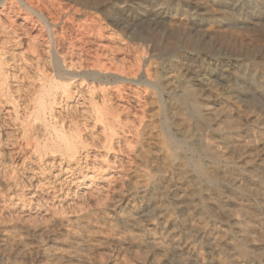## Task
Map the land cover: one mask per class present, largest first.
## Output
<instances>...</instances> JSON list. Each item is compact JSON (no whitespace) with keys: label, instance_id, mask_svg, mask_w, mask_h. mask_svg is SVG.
<instances>
[{"label":"rangeland","instance_id":"1","mask_svg":"<svg viewBox=\"0 0 264 264\" xmlns=\"http://www.w3.org/2000/svg\"><path fill=\"white\" fill-rule=\"evenodd\" d=\"M11 1L0 0V2H2L0 4V8L5 9L6 13H3V14L6 15L8 12H10L12 14V15L10 13L7 14L9 19L11 17L14 18V16L15 17L17 16L16 18H17V22H18L17 24L18 25H19V23H23V22L24 23L28 22L27 25H29V27H31L33 25L32 28L34 29V31L36 33L34 35L41 36L40 37V40H41L40 49H42L41 52L44 51L42 53L43 54L42 57L44 58V65H42L43 67L41 66V68L45 70V73H44V70H42V69H41L42 71L41 70L37 71L34 66L31 67L32 62L30 59L32 58L31 56L33 53V52H30L32 49L31 46H29L26 43H23V45L22 44L19 45V44H17L16 39L13 38L14 42L11 41V43L8 44L7 49L5 51L6 52L5 64H4V67H6V68H4L5 72L3 71V74H1V76H0V89H1V87L3 88V89H1V93H0V101H1L0 107L3 108L2 111L0 110V123L2 122L0 124V126H1V128H0V140L2 142V144L0 143V148H1L0 149V160H1L0 161V171H1L0 172V178H1L0 179V187H1L0 188V190H1L0 191V200H1L0 201L1 202L0 208L2 210V211L0 210V231L4 232V230H8L11 228L12 225L18 223L17 232L14 233L15 234L14 240L22 241L24 246L23 247L17 246V244L10 246L11 251L17 256L16 263L17 264H29V263L30 264H34V263L35 264H52V263L55 264L53 257L46 256L45 253L51 254L53 251L56 250V248H57L56 242H59L62 240L63 231L60 227L53 225V223L51 221L52 219L46 218L45 214L49 211L50 208H56V209L58 208V210L61 209L59 215H66L67 217H70V218H73L71 214H73V216H78L80 214V212H79V210H80L79 208H81L80 203L79 204L77 203L78 205L76 204L78 207L76 205L75 206L74 205L68 206V203H70V197H72V194H69L67 187L69 188L70 186H68V184H71V183L70 182L69 183L64 182L62 186H59L57 189L54 188V186L56 185V181L53 178L52 174L55 173V171H53V170L50 171L49 168H51V167L49 166V164L51 165L50 162L53 161V159L56 158L58 160L59 158H58V156H55L54 153H51L50 151L46 153L44 150V146L46 145V142H47V144H53L55 142V140L58 139L57 138V131L65 129V128H66L65 130H67V128H68L67 125L69 124V126H75L76 125L75 127H77L78 131L81 132V134L79 133L78 141H81V142L83 141L86 144L84 151H82L81 156H79L80 158H82L81 162L84 163L83 165H86V164L92 165V163H95V164H93L94 166L95 165L99 166V167H101V166L107 167L108 166L107 169L110 167L108 170H109V172H111V170H112L111 173H112V175H114L113 180L115 181V183L113 181L112 182L113 185H111L109 187H106L107 184H105V182L100 180L101 178H96L95 187L98 188V189H96V190H98V193L96 196H98L99 200L95 201V202L92 200L91 203H89V202L85 203L84 205H82V207L84 208L85 211L86 210L87 211L88 210L94 211V213L99 218L104 216L107 223L101 224V228H99V230L101 232L103 231L104 233H106V232L108 233V231H109V234H111V235L113 234L115 237H119V238L124 237L125 242L123 241L124 244L122 245V248L124 247L125 249L123 248L122 249L123 251H122L120 248H118L116 246L117 244L115 245V242L112 245H110L111 247L107 248V250L102 249L101 247H97L96 250L94 251V254L92 255V262L94 264H104V263L105 264H114V261L116 260L115 258H117L118 259L117 263H120V264L124 263V261L126 263H131V264H135V263L150 264L148 261H146V262L144 261V258L147 256V253H146L147 251L142 250L143 248H140L139 246H137V240H134V239L132 240V238L138 237L140 239H145L147 241L149 239V237L152 235L160 237V238L166 237L165 230H164L165 228L163 227V224H162V222L164 221V217L162 215L163 207L158 206V203H157L158 198L157 197H158V193L161 192L160 190H162L168 186L169 181L173 177V174H172L173 172H172V169H170V167H171L170 165H168L166 167L164 166V167H162L163 169L160 168L158 170V168L155 167L156 163L152 162V164L148 163L149 164L148 165L147 163H145L143 161V159L140 161L141 157H140V155H138V152H137L138 141H139V138H138L139 135H137V134L139 133L140 130L142 131V129H144V127H146V126H149V128L156 127V130L158 129L160 131V135L162 134L163 137L167 136V137H170V138H173L176 140V146L174 147L175 148L174 150H177V151H175V152H178V154H183V155L185 154V156L188 157L189 162H192L198 158L197 153H195L193 150V146H195V144L197 143L195 141V139L203 138V137H206L207 135L211 134L212 128L210 126H205V125L201 126L200 123L196 121L197 118L194 117L193 120L195 121V123L198 124V128H200V129H198L199 131L197 132L198 136H196L195 138H188V140L186 139L185 141H183L181 139V138H183V136L180 133H178L177 129L175 130L176 126H174V123H172L173 120L171 121V119H170L171 118V116H170L171 115V113H170L171 109L169 106H173L172 108H176V107L179 108L180 107V109L183 108L182 110H185V111L188 110L187 112L190 111L189 110L190 109L189 103H185V101H183L182 97H180V92H179L181 86H184L185 84L187 86H189L190 88L192 87V89L195 88L194 81H192L190 79V76L188 75V73L185 72V67L187 65H190V66L192 65L191 66L192 70H194L196 73H199V74L203 73L204 74V72H205L204 75H205L206 79H208V83H209L210 87L213 89V91L216 94H219L223 97L226 96L225 98L228 100V102L230 104L232 103L231 104L232 107L244 109L248 113H250L251 115L253 114L255 117L259 118L261 120V122L264 123V0H52L53 2L51 0L48 2H47V0H45V1L44 0H42V1L36 0L38 2H35V0H26V1L33 2V4L35 6L38 5L37 6L38 8L36 7L37 9H40L42 11H46V12L42 13L43 19L40 17H37V14H35V13H28L26 7H24L21 4L20 0H16V1L11 0ZM16 2L19 5L16 4ZM46 3H47V6L50 4L52 6V9L49 8V6L47 7ZM9 5H12V6H9ZM42 8H44V9H42ZM48 8H49V10H48ZM12 10H13V13H12ZM66 10H67V12H66ZM69 11H70V13H69ZM18 12H19V14H18ZM55 13H56V15H55ZM49 16H51V17H49ZM47 17H48V19H46ZM2 18H4V17H2ZM47 20L48 21L50 20V21L47 23ZM70 21H71V25L69 27L68 23H70ZM34 22H36V23H34ZM7 25H8V23H6V30L10 31V28L8 29ZM48 26H50L52 31H50V28ZM219 27H221V28H219ZM63 28H65V29H63ZM74 28H75V30H73ZM53 29H55V30H53ZM212 29H215V30L221 29V31L224 30L223 31L224 33L221 32L219 34H214V33H212ZM181 30H183V31L181 32ZM11 31L13 33V30H11ZM53 31H54V33L55 32L56 33L58 32V33H57L56 38H55L56 41L54 40V43L52 46V40H51L52 37L50 35H52L51 32H53ZM206 32H208V33H206ZM61 33L62 34L65 33L64 34L65 36L62 35ZM60 34H61V36H60ZM12 36H15V33H13ZM239 37L244 38V39H240ZM62 39H64L66 44H67V46H66L67 48L66 49L64 48L65 51L60 46V40H62ZM45 40H47V41H45ZM85 40H86V42H85ZM42 42H43V44H42ZM50 42H51V44H50ZM49 44H50V46H52L54 53H56L55 54L56 59H58V61L61 64L66 62V64H69L71 66V69H72L73 74H74L72 76L74 78V79H72L73 81H71V80L69 81V80L65 79L66 76L64 74H60V73H63L61 71V69L55 67L54 60H53V53L52 52L50 53L48 51ZM73 44L74 45L77 44V45L74 46ZM242 44H243V46H242ZM247 44L249 46H247ZM18 45H19V47H18ZM54 45H55V47H54ZM86 45H87V47H86ZM77 46L79 48H77ZM80 46H83V47H80ZM26 47H27V49H26ZM54 48H56V49H54ZM59 48L61 49V51L59 50ZM246 48H247V50H246ZM56 50H57V52H56ZM13 52H15V53H13ZM26 52H28V53L26 54ZM59 52L60 53L62 52V53L59 54ZM245 54H246V56H245ZM17 55L18 56L20 55L19 58L20 57H22V58L19 59ZM29 55H31V56L29 57ZM15 56H17V57H15ZM26 56H28V57H26ZM62 56H64V59ZM65 57H67V58H65ZM26 58L28 59V61ZM61 58H62V60H61ZM10 59H12V60H10ZM190 60H191V63H190ZM49 61H50V63H49ZM6 62H8V63H6ZM29 63H30V65H29ZM104 63H106V64H104ZM185 64H187V65H185ZM204 65H206V66H204ZM112 66H114V67L112 68ZM63 67H66V66H63V64H62V68ZM9 69H10V71H9ZM14 69H15V71H14ZM19 69H20V72H18ZM104 69L106 71H104ZM122 70H124L125 72L122 73L123 72ZM152 70H153L154 74L152 73ZM206 70H208V71H206ZM54 71H55V73H54ZM114 71H115V74H114ZM27 72L30 73V75L27 74ZM56 72H58V73H56ZM106 72H108V73H106ZM207 72H209V73H207ZM35 73H37V74H35ZM104 73H106V74H104ZM175 73L178 76H180V79L177 80V82L174 81V87L175 88L172 91H170V90L166 89V87H167L166 86V80L174 78L175 76H177ZM22 74H23V76H22ZM34 74L36 75L35 78H34V76H35ZM49 74H51V75H49ZM158 75L159 76L161 75L160 80L157 79V78H159ZM6 76H8V78ZM43 76L45 77V79ZM101 76H102V78H101ZM93 77H95V79ZM104 77H105V79H104ZM147 77L148 78L150 77L151 79H148ZM153 77L155 79H153ZM162 77H163V79H162ZM12 78H14V79H12ZM58 78H59V80H58ZM108 78H110V80ZM21 79H23V80H21ZM118 79H119V81H117ZM4 80H5V82H4ZM40 81H41V83H40ZM54 81H55V83H54ZM115 81H117V82H115ZM15 82H17V83L15 84ZM21 82L23 83V85ZM70 82H72L71 85H70ZM154 82H156V84ZM57 83H58V85H57ZM147 83H148V85H147ZM42 84L47 89H49L51 87V85H53V84H54V86L57 85L58 88L55 87L56 89L53 92L55 96L54 95H48V96L46 95L45 99H46L47 103L49 104V106H52V107H49V109L43 115L42 118H38L37 117L38 112H36V110L39 111V107H38V98L40 97L39 94L45 93V90H43ZM74 84L76 86H74ZM159 84L161 86H159ZM98 85L100 88L98 87ZM212 85H213V87H212ZM22 86L24 88H22ZM79 86L81 87V89L84 88L85 90L84 89L81 90L79 88ZM4 88H6V89H4ZM8 88H9V90H8ZM65 88H67L70 91L69 94L67 92H65ZM224 88H226V89H224ZM230 88H231V90L232 89L233 90L231 91ZM16 89L17 90L19 89V90L17 91ZM35 89H37L38 92ZM152 89H154V90L152 91ZM77 90H80V91H77ZM217 90H219V91H217ZM102 91H106V93L109 95L108 97L110 98L111 102H113V104L111 103L113 105V108L116 107V108H114V110H116L115 113H117V114H115V117L117 116L116 119L118 121V125L116 128L117 129L119 128L118 129V131H119L118 136L116 135L114 137V139L111 140L110 143H108V146L102 147L104 149L103 150L104 153L102 152L101 146H103L105 144V142H106L105 140L107 137L110 140V137H111L110 136L111 135L110 129L103 131V128H99V127H104L105 124L101 121L94 120L95 119L94 117H96V114H97L96 113V109H97L96 106H98L99 108H102V106H103V104L101 102V97H100L101 96L100 93ZM115 91H117V92H115ZM3 92H4V94H3ZM85 92H87V93H85ZM159 92H160V94H159ZM8 93L11 95L12 98L9 96ZM14 93H15V95H14ZM25 93H27V94H25ZM19 94H21V95H19ZM231 94L233 96H230ZM236 94H237V97H236ZM238 94H240V95H238ZM118 95L119 96L121 95V96L119 97ZM156 95H157V97H156ZM18 96L19 97L21 96V97L17 98ZM31 96L34 100H31L32 99ZM9 97L11 98V100ZM59 97H62V99ZM175 97L178 99H176ZM230 97H232L233 100ZM164 98H166L167 101H166V99L163 100ZM239 98H241V99H239ZM26 99H28L30 101H28ZM57 99H59V100H57ZM24 100H26V101H24ZM52 100H53V102H52ZM60 100H61V103H60ZM122 100H124V101H122ZM143 100H145L146 102ZM98 101L100 102L101 106L99 105ZM155 101H157V102H155ZM208 101L209 100H207V102ZM239 101L241 102L240 104H239ZM14 102L16 103V105ZM27 102L29 105L27 104ZM116 102H117V104H116ZM127 102H128V104H127ZM32 103H33V105H32ZM34 103H35V105H34ZM93 103H94V105H93ZM121 103H123L124 106ZM233 105H235V106H233ZM7 106L8 107L14 106L13 111H11V112L7 111V108H8ZM55 106H56V108H55ZM121 106H122V109H121ZM128 106H132L130 109H132L134 112H132L130 109H128L129 108ZM141 106H143V107H141ZM153 106H155V107H153ZM35 107H36V109H35ZM83 107L86 108L87 110L84 109ZM24 108L27 112L24 111ZM136 108H138V109H136ZM154 108H157V111ZM50 110H52V111H50ZM138 110L140 111V113ZM69 112H70V114H69ZM152 112H154V113L152 114ZM28 113H29V115H28ZM104 113H106V112H104ZM118 113H120V114H118ZM126 113H128V115ZM57 114H58V116H57ZM13 115H15V116H13ZM69 115H71V116H69ZM120 115H121V117H120ZM64 116L68 117V119L65 118ZM103 116L107 117V114H103ZM20 117L23 120H21ZM25 117L27 119H25ZM32 117H33V119H32ZM61 117H63V118H61ZM69 117L70 118L72 117V118L70 119ZM138 118H139V120H138ZM148 118H149V120H148ZM5 119L6 120L8 119V120L6 121ZM132 120H134V122ZM76 121H78V122L76 123ZM161 121H163V122H161ZM55 122H56V124H55ZM94 122L97 123L96 127H95ZM123 122H125V123H123ZM6 123H9V124H7L8 127L5 126ZM23 123H25L26 125ZM80 123H81V125H80ZM129 123L131 125H128ZM17 124H19V125H17ZM31 124L33 127L31 126ZM124 124H125V126H124ZM161 124L162 125L164 124L165 126L164 125L162 126ZM253 125L254 124H249L250 129L255 128L259 132L261 131V130H259L258 127L253 126ZM89 127L91 128V130L88 129ZM92 127L94 128V130H92L93 129ZM121 127H122V129H121ZM131 128H133L134 130H132ZM167 128H168V132L166 130ZM4 129H6V130H4ZM19 129H21V130H19ZM15 130L18 132L16 133ZM32 130H34L35 132ZM36 130H37L38 134L36 133ZM46 130H47V132H46ZM7 131H8V133L9 132L11 133L10 134L11 137L9 136L8 133H6ZM132 131H134L136 133V136H135V133ZM169 131H170V133H169ZM209 131H210V133H209ZM123 132H124V134H123ZM3 133H5V134H3ZM25 133H27V134H25ZM204 133H207V134H204ZM36 134H37L38 138L35 137ZM97 134H99V135H97ZM129 134H131V135H129ZM12 136H15V137L12 138ZM27 136H29V137H27ZM81 136L84 138H82ZM99 136H100V138H98ZM101 136H103V137H101ZM124 136H127V137H124ZM14 138H16L17 140ZM40 138H41V140H40ZM49 138H51V139H49ZM87 138H88V140H87ZM10 139H11V141H10ZM47 139L49 142L47 141ZM92 139H94V140H92ZM101 139H103V141H101ZM4 140L5 141L7 140V141L5 142ZM36 140H38L39 142H37ZM13 141H14V143H13ZM87 141L89 143V146H87V144H88ZM96 141H97V143H96ZM112 141H114V142L112 143ZM3 142L5 144L7 143L9 145H7V144L5 145V144H3ZM35 142H37V143H35ZM91 142H92V144H91ZM23 143H26V144H23ZM93 143H95V144H93ZM125 143H127V145ZM198 143H199V141H198ZM16 144H17V146H16ZM131 144H132V146H131ZM23 145H28V146L26 147ZM93 145H95V146H93ZM120 145L122 147H120ZM42 146H43V149H42ZM184 147H186V148H184ZM21 148H22V150H21ZM33 148H35L37 150L35 151V149H33ZM131 148H133V149H131ZM2 149L4 150V152L1 151ZM8 149L10 150L9 152H8ZM113 150H116V151H113ZM123 152L124 153L127 152V154L125 155V154H123ZM4 153H6V154L4 155ZM13 153H15V154H13ZM91 153H92V155H91ZM12 154L14 156H12ZM116 154H118V155H116ZM15 155H17V156H15ZM106 155H108V156H106ZM97 156H99V157H97ZM117 156H119V157H117ZM93 157H96V158H93ZM104 157H105V159H104ZM13 158L15 160L14 162H13ZM6 159H7V162H6ZM18 159H19V161H18ZM103 159L106 161L104 162ZM34 160L36 162H34ZM124 161L127 163V165ZM17 163H19V164H17ZM40 163H42L43 165ZM136 163L137 164L139 163L138 166L136 165ZM46 164H48V166ZM24 165H26V166H24ZM124 165L126 166V168ZM1 167L4 171H2ZM31 168L33 169V171ZM190 168H191V166H190ZM144 170H145V172H143ZM30 171L33 173H31ZM165 171H166V173H165ZM12 172H14V173H12ZM123 172H124V174H123ZM155 172H157L158 174H156ZM50 173H51V176H50ZM137 173L139 174L140 180H137V182H134L135 179H133V175L135 176V174H137ZM144 173L149 174V176L147 174L145 175ZM142 174H143V177H142ZM116 175L118 178L120 177V180L116 178ZM125 175H126V178L124 177ZM156 176H157V178H155ZM169 176L171 179L169 178ZM122 177H124L125 179ZM124 180L125 181L128 180V181L125 182ZM41 181H43V182L41 183ZM122 182H123V184H122ZM134 183H136V185ZM36 184H37V186H36ZM129 184H130V186H129ZM149 185H151V186H149ZM163 185H165V187ZM84 186L73 187V190L76 189L75 191L76 192L78 191L77 192V194H78V193L83 191ZM102 186H104V188ZM115 186H116V189H115ZM132 186H134V187H132ZM144 186H147V187H144ZM140 187L142 188V190H140L141 189ZM143 187H144V189H143ZM7 188H10V189H7ZM37 188L39 189V191H41L40 189L42 188L43 192L42 193L38 192L37 193L38 196L33 197V194H34L35 190H37ZM14 189H15V191H14ZM21 190H23V191H21ZM103 190H104V192H103ZM143 190H145V191L147 190L148 192L147 191L145 192ZM151 190H152V192H150ZM31 191H32V193H31ZM127 191L129 194L127 193ZM132 191H134V192H132ZM51 192H53V194ZM130 192H131V195L133 194L132 196L130 195ZM120 193H122V194H120ZM42 195L44 197H42ZM57 197L59 199H57ZM109 197H111V198H109ZM131 197H132V199H131ZM27 199L28 200L30 199V200L28 201ZM58 200H59V203H58ZM60 200H62V202ZM2 201H3V203H2ZM125 202H127V203H125ZM46 203H47V205H46ZM51 203H53L54 205ZM128 204H129V206H128ZM59 205H60V207H59ZM110 205H112V206H110ZM157 206L160 207V210ZM16 207L18 209H16ZM66 207H67V209H66ZM86 207H88V208H86ZM103 207H105V209ZM140 207H141V209H140ZM65 209H66V211H65ZM133 209H135V210H133ZM26 211L28 212V214ZM101 211H102V213L104 211V213L102 214ZM121 211H122V213H121ZM136 211H137V213H136ZM176 211H178L175 213L177 220L179 218L180 219L183 218L184 213L181 212L182 209H176ZM23 212H25V213H23ZM5 213L7 214V216L5 215ZM123 213H125V214H123ZM24 214H26V215H24ZM156 215L158 218L156 217ZM38 216H39V218H38ZM134 216H136V217H134ZM141 216L143 218H141ZM43 217H45V218H43ZM122 218H123V220H122ZM40 219H41V221H40ZM157 219H159V220H157ZM111 220H112V223H111ZM132 220H134V223ZM50 221H51V223H50ZM108 222L110 225L108 224ZM119 223H120V225H119ZM130 223H132V224H130ZM45 226L47 227V229H50V231H49L50 233L45 234L41 231V229L46 228ZM177 226H180V225L178 224ZM50 227L52 228V230H55V231H52ZM158 227H159V229H157ZM136 228H137V230H136ZM20 229H22L23 231ZM171 229H172V227H171ZM173 229H175V227H173ZM159 231H161V232H159ZM38 232H40V233H38ZM55 239H56V241H55ZM1 241H2V239L0 237V253H1L0 254V256H1L0 264H10V263L12 264V261L7 260L6 253L3 250L4 245H3V242H1ZM131 243H133V244H131ZM95 244L97 246H100L98 244V242H95ZM126 246H128V247H126ZM23 249H25V250H23ZM130 249H131V252H129ZM126 250H127V252H126ZM138 250H139V252H138ZM107 251H108V253H107ZM109 252H110V254H109ZM141 252H143V255H141L142 254ZM130 254H132V255H130ZM204 254L208 255L206 250H204ZM34 256H36V257H34ZM133 256H135V257H133ZM138 256H140L139 259H138ZM27 257H28V259H27ZM107 257H108V259H107ZM34 258L36 259L35 261H33ZM66 264H72V263H71V261H68V263H66Z\"/></svg>","mask_w":264,"mask_h":264},{"label":"bare ground","instance_id":"2","mask_svg":"<svg viewBox=\"0 0 264 264\" xmlns=\"http://www.w3.org/2000/svg\"><path fill=\"white\" fill-rule=\"evenodd\" d=\"M3 1V0H2ZM11 1V0H9ZM16 1V0H14ZM13 1V2H14ZM42 1V0H40ZM45 1V0H44ZM50 0H47V2ZM52 1V0H51ZM12 2V1H11ZM21 4L26 7L28 13H35L37 14V17L42 18V13L46 11H42L40 9H37L38 5L35 6L33 2L26 1V0H20ZM35 2H38L35 0ZM53 2V1H52ZM2 2H0L1 4ZM13 4V3H12ZM16 4H18L16 2ZM39 4V3H38ZM3 5V4H2ZM19 5V4H18ZM7 6V5H6ZM12 6V5H9ZM8 6V7H9ZM17 6V5H16ZM47 6V3H46ZM45 6V7H46ZM49 8L52 9V6L49 4ZM47 6V7H48ZM51 6V7H50ZM15 7V6H14ZM37 7V8H36ZM56 7V6H55ZM54 7V8H55ZM12 8V7H11ZM18 8V7H17ZM16 8V9H17ZM20 8V7H19ZM48 8V10H49ZM61 8V7H60ZM44 9V8H42ZM18 10V9H17ZM63 10V9H62ZM15 11V10H14ZM23 11V10H22ZM53 11V10H52ZM26 12V11H25ZM57 12V11H56ZM67 12V10H66ZM6 13L4 8H0V76L3 74V71L5 70L4 64H5V54L6 49L9 43L13 41V38L16 39L17 44L26 43L29 46H31L32 58L30 59L32 62V66L36 68V70H41V66L44 65V58L42 57L41 52L42 49H40L41 46V36H36L34 34L35 31L27 23H19L17 24V16L14 18H10L7 16L10 12H8L6 15L3 14ZM13 13V10H12ZM48 13V12H47ZM70 13V11H69ZM11 14V13H10ZM17 14V13H16ZM15 14V15H16ZM19 14V12H18ZM50 14V13H49ZM58 14V13H57ZM12 15V14H11ZM25 15V14H24ZM23 15V16H24ZM51 15V14H50ZM56 15V13H55ZM59 15V14H58ZM57 15V16H58ZM61 15V14H60ZM34 16V15H33ZM71 16V15H70ZM4 17V18H2ZM22 17V16H21ZM26 17V16H25ZM51 17V16H49ZM54 17V16H53ZM55 18V17H54ZM57 18V17H56ZM21 19V18H20ZM27 19V18H26ZM43 19V18H42ZM48 19V17L46 18ZM50 19V18H49ZM53 19V18H52ZM51 19V20H52ZM60 19V18H59ZM19 20V19H18ZM29 20V19H28ZM58 20V19H57ZM68 20V19H67ZM172 20V19H171ZM174 20V19H173ZM36 21V20H35ZM43 21V20H42ZM45 21V20H44ZM50 21V20H49ZM47 20V23L49 22ZM66 21V20H65ZM69 21V20H68ZM20 22V21H19ZM40 22V21H39ZM67 22V21H66ZM6 23H8V29L6 30ZM33 23V22H32ZM36 23V22H34ZM178 23V22H177ZM30 24V23H29ZM39 24V23H38ZM50 24V23H49ZM54 24V23H53ZM58 24V23H57ZM61 24V23H60ZM67 24V23H66ZM69 24V27L71 25V21ZM36 25V24H35ZM74 25V24H73ZM41 26V25H40ZM51 26V25H50ZM50 26H48L50 28ZM180 26V25H179ZM42 27V26H41ZM47 27V26H46ZM54 27V26H53ZM58 27V26H57ZM61 27V26H60ZM73 27V26H72ZM182 27V26H181ZM210 27V26H209ZM62 28V27H61ZM216 28V27H215ZM221 28V27H219ZM218 28V29H219ZM65 29V28H63ZM68 29V28H67ZM178 29V28H177ZM15 33V36H12V31ZM37 30V29H36ZM55 30V29H53ZM75 30V28L73 29ZM207 30V29H206ZM38 31V30H37ZM50 31L52 29L50 28ZM183 30H181L182 32ZM224 31V30H223ZM220 30L212 29V33L219 34L223 32ZM39 32V31H38ZM45 32V31H44ZM12 33V34H11ZM41 33V32H40ZM47 33V32H46ZM52 35V46L54 43V40L56 38L57 33L54 31L51 32ZM208 33V32H206ZM210 33V32H209ZM224 33V32H223ZM62 34V33H61ZM60 34V36H61ZM65 34V33H64ZM62 34V35H64ZM228 34V33H227ZM232 34V33H231ZM47 36V35H46ZM65 36V35H64ZM241 36V35H240ZM242 37V36H241ZM244 37V36H243ZM62 38V37H61ZM240 38V37H239ZM246 38V37H245ZM59 39V38H58ZM244 39V38H240ZM69 40V39H68ZM239 40V39H238ZM247 40V39H246ZM245 40V41H246ZM47 41V40H45ZM56 41V40H55ZM67 41V40H66ZM14 42V41H13ZM68 42V41H67ZM86 42V40H85ZM91 42V41H90ZM243 42V41H242ZM78 43V42H77ZM89 43V42H88ZM43 44V42H42ZM48 44V43H47ZM46 44V45H47ZM51 44V42H50ZM48 47V51L53 53V60L54 65L57 68H60L63 73L66 76L65 79L71 80L74 79L72 76L73 71L71 69V66L69 64L62 63L56 59V53H54V50L52 46ZM18 45V47H19ZM74 45V44H73ZM77 45V44H75ZM74 45V46H75ZM80 45V44H79ZM26 46V45H25ZM43 46V45H42ZM60 46L66 49L67 44L64 39L60 40ZM237 46V45H236ZM243 46V44H242ZM247 46H249L247 44ZM55 47V45H54ZM59 47V46H58ZM83 47V46H80ZM87 47V45H86ZM98 47V46H97ZM25 48V47H24ZM57 48V47H56ZM54 48V49H56ZM77 48H79L77 46ZM11 49V48H10ZM27 49V47H26ZM30 49V48H29ZM28 49V50H29ZM17 50V49H16ZM19 50V49H18ZM25 50V49H24ZM33 50V51H32ZM45 50V49H44ZM61 51V49L59 48ZM76 50V49H75ZM74 50V51H75ZM244 50V49H243ZM247 50V48H246ZM65 51V50H64ZM68 51V50H67ZM82 51V50H81ZM104 51V50H103ZM18 52V51H17ZM23 52V51H22ZM46 52V51H45ZM48 52V53H49ZM57 52V50H56ZM72 52V51H71ZM77 52V51H76ZM107 52V51H106ZM10 53V52H9ZM15 53V52H13ZM28 52H26L27 54ZM62 53V52H61ZM59 52V54H61ZM68 53V52H67ZM105 53V52H104ZM24 54V53H23ZM30 54V53H29ZM64 54V53H63ZM103 54V53H102ZM21 55V54H20ZM19 55V56H20ZM58 55V54H57ZM67 55V54H66ZM109 55V54H108ZM18 56V55H17ZM15 56V57H17ZM18 56V58H19ZM48 56V55H47ZM61 56V55H60ZM98 56V55H97ZM246 56V54H245ZM28 57V56H26ZM46 57V56H45ZM49 57V56H48ZM64 59V56H62ZM115 57V56H114ZM22 58V57H20ZM19 58V59H20ZM24 58V57H23ZM67 58V57H65ZM74 58V57H73ZM96 58V57H95ZM129 58V57H128ZM8 59V58H7ZM27 59V58H26ZM51 59V58H50ZM71 59V58H70ZM78 59V58H77ZM97 59V58H96ZM100 59V58H99ZM112 59V58H111ZM12 60V59H10ZM62 60V58H61ZM60 60V61H61ZM74 60V59H73ZM102 60V59H101ZM113 60V59H112ZM8 61V60H7ZM28 61V59H27ZM51 61V60H50ZM49 61V63H50ZM111 61V60H110ZM199 61V60H198ZM12 62V61H11ZM103 62V61H102ZM189 62V61H188ZM201 62V61H200ZM8 63V62H6ZM28 63V62H27ZM46 63V62H45ZM52 63V62H51ZM108 63V62H107ZM110 63V62H109ZM191 63V60H190ZM47 64V63H46ZM106 64V63H104ZM188 64V63H187ZM185 64V65H187ZM195 64V63H194ZM199 64V63H198ZM201 64V63H200ZM10 65V64H9ZM13 65V64H12ZM26 65V64H25ZM30 65V63H29ZM115 65V64H114ZM132 65V64H131ZM180 65V64H179ZM182 65V64H181ZM16 66V65H15ZM23 66V65H22ZM82 66V65H81ZM98 66V65H97ZM101 66V65H100ZM178 66V65H177ZM192 66V65H191ZM190 65H187L185 67V72L188 73L190 76V79L194 81L195 88L192 89L186 84L184 86H181L180 88V97H182L183 101L185 103H189L190 105V111L187 112L185 110H182L179 108H172L173 106H169L171 111V121L174 123V126H176L175 130L177 129L178 133H180L183 138H181L183 141L188 138H195L198 136V124L195 123L193 120L194 117H196V121L200 123L201 126H210L212 128L211 134L207 135L203 138L195 139L197 142L195 146H193V150L195 153H197L198 158L192 162H189L188 157L185 156V154H178V152H175L177 150H174L176 146V140L170 137H163L162 134L160 135V131L156 127L149 126L144 127L142 131L140 130L137 135L139 138L138 141V147L137 152L138 155H140L141 159L145 163H156V168L158 170L162 167H166L170 165V169H172L173 177L170 181L167 187L163 185L165 188L160 190L161 192L158 193V206L163 207L162 215L164 217V221L162 222L163 227L165 228V234L166 237H157V236H148L149 239L146 241L145 239H140L138 237H133L132 240H137V246L140 248H143L142 250H146L147 256L144 258V261H148L150 264H264V123L261 122V120L257 117H255L253 114L251 115L246 110L241 108H234L231 106V104L228 102V100L219 95L216 94L213 89L210 87L208 83V79L205 77L204 74L196 73L194 70H192V67ZM206 66V65H204ZM255 66V65H254ZM12 67V66H11ZM18 67V66H17ZM28 67V66H27ZM43 67V66H42ZM104 67V66H103ZM114 66H112L113 68ZM122 67V66H121ZM181 67V66H180ZM202 67V66H201ZM15 68V67H14ZM34 68V69H35ZM46 68V67H45ZM74 68V67H73ZM102 68V67H101ZM116 68V67H115ZM175 68V67H174ZM8 69V68H7ZM16 69V68H15ZM14 69V71H15ZM18 69V68H17ZM49 69V68H48ZM56 69V68H55ZM81 69V68H80ZM110 69V68H109ZM121 69V68H120ZM119 69V70H120ZM137 69V68H136ZM150 69V68H149ZM152 69V68H151ZM178 69V68H177ZM194 69V68H193ZM207 69V68H206ZM213 69V68H212ZM23 70V69H22ZM26 70V69H25ZM44 70V69H42ZM41 70V71H42ZM50 70V69H49ZM174 70V69H173ZM256 70V69H255ZM10 71V69H9ZM30 71V70H29ZM56 71V70H55ZM54 71V73H55ZM102 71V70H101ZM104 71H106L104 69ZM111 71V70H110ZM124 73L125 71L122 70ZM165 71V70H164ZM179 71V70H178ZM197 71V70H196ZM208 71V70H206ZM213 71V70H212ZM5 72V71H4ZM8 72V71H7ZM20 72V69L19 71ZM25 72V71H24ZM33 72V71H32ZM35 72V71H34ZM50 72V71H49ZM94 72V71H93ZM109 72V71H108ZM106 72V73H108ZM166 72V71H165ZM164 72V73H165ZM176 72V71H175ZM201 72V71H200ZM222 72V71H221ZM23 73V72H22ZM45 73V70H44ZM58 73V72H56ZM100 73V72H99ZM104 73V74H106ZM113 73V72H112ZM153 73V70H152ZM156 73V72H155ZM174 73V72H173ZM179 73V72H178ZM181 73V72H180ZM209 73V72H207ZM26 74V73H25ZM27 74L30 75V73L27 72ZM37 74V73H35ZM34 74V75H35ZM76 74V73H75ZM97 74V73H96ZM95 74V75H96ZM115 74V71H114ZM133 74V73H132ZM154 74V73H153ZM158 74V73H157ZM163 74V73H162ZM169 74V73H168ZM176 74V73H175ZM186 74V73H185ZM5 75V74H4ZM13 75V74H12ZM51 75V74H49ZM48 75V76H49ZM94 75V76H95ZM177 75V74H176ZM11 76V75H10ZM23 76V74H22ZM27 76V75H26ZM54 76V75H53ZM64 76V77H65ZM93 76V75H92ZM91 76V77H92ZM159 76V75H158ZM161 76V75H160ZM160 76L159 79L160 80ZM164 76V75H163ZM167 76V75H166ZM171 76V75H170ZM227 76V75H226ZM8 78V76H6ZM13 77V76H12ZM15 77V76H14ZM36 75L34 76V78ZM44 77V76H43ZM97 77V76H96ZM187 77V76H186ZM208 77V76H207ZM228 77V76H227ZM5 78V77H4ZM25 78V77H24ZM33 78V79H34ZM38 78V77H37ZM36 78V79H37ZM40 78V77H39ZM51 78V77H50ZM49 78V79H50ZM77 78V77H76ZM75 78V79H76ZM95 79V77H93ZM102 78V76H101ZM148 78V77H147ZM183 78V77H182ZM14 79V78H12ZM16 79V78H15ZM45 79V77H44ZM97 79V78H96ZM105 79V77H104ZM110 80V78H108ZM123 79V78H122ZM148 79H151L150 77ZM147 79V80H148ZM153 79H155L153 77ZM163 79V77H162ZM180 79V76H175L174 78L166 80V89L172 91L174 87V81L177 82V80ZM186 79V78H185ZM219 79V78H218ZM222 79V78H221ZM23 80V79H21ZM40 80V79H39ZM38 80V81H39ZM52 80V79H51ZM59 80V78H58ZM211 80V79H210ZM227 80V79H226ZM7 81V80H6ZM17 81V80H16ZM31 81V80H30ZM79 81V80H78ZM101 81V80H100ZM119 81V79L117 80ZM115 81V82H117ZM153 81V80H152ZM5 82V80H4ZM11 82V81H10ZM20 82V81H19ZM28 82V81H27ZM95 82V81H94ZM97 82V81H96ZM146 82V81H145ZM186 82V81H185ZM17 82H15L16 84ZM22 83V82H21ZM25 83V82H24ZM41 83V81H40ZM39 83V84H40ZM55 83V81H54ZM72 82H70L71 85ZM75 83V82H74ZM99 83V82H98ZM156 84V82H154ZM159 83V82H158ZM179 83V82H178ZM189 83V82H188ZM7 84V83H6ZM10 84V83H9ZM13 84V83H12ZM31 84V83H30ZM61 84V83H60ZM77 84V83H76ZM82 84V83H81ZM105 84V83H104ZM146 84V83H145ZM150 84V83H149ZM11 85V84H10ZM23 85V83H22ZM28 85V84H27ZM43 85V84H42ZM58 85V83H57ZM57 85L54 86L51 85L49 89L45 88L44 85L43 90H45L44 94H39L40 97L38 98V107L39 111L36 110L37 117L42 118L43 115L47 112L49 109V104L47 103L45 97L46 95H54V90L57 87ZM148 85V83H147ZM16 86V85H15ZM20 86V85H19ZM74 86H76L74 84ZM104 86V85H103ZM107 86V85H106ZM105 86V87H106ZM131 86V85H130ZM155 86V85H154ZM159 86H161L159 84ZM176 86V85H175ZM228 86V85H227ZM21 87V86H20ZM28 87V86H27ZM31 87V86H30ZM41 87V86H40ZM56 87V88H55ZM61 87V86H60ZM59 87V88H60ZM68 87V86H67ZM99 87V85H98ZM97 87V88H98ZM150 87V86H149ZM153 87V86H152ZM163 87V86H162ZM213 87V85H212ZM12 88V87H11ZM22 88H24L22 86ZM21 88V89H22ZM26 88V87H25ZM81 89V87L79 86ZM78 88V89H79ZM100 88V87H99ZM102 88V87H101ZM155 88V87H154ZM157 88V87H156ZM1 89H3L1 87ZM0 89V93H1ZM6 89V88H4ZM20 89V88H19ZM18 89V90H19ZM84 89V88H82ZM81 89V90H82ZM91 89V88H90ZM104 89V88H103ZM109 89V88H108ZM121 89V88H120ZM162 89V88H161ZM178 89V88H177ZM216 89V88H215ZM226 89V88H224ZM229 89V88H228ZM9 90V88H8ZM17 90V89H16ZM17 90V91H18ZM25 90V89H24ZM28 90V89H27ZM32 90V89H31ZM37 91V89H35ZM59 90V89H58ZM64 90V89H63ZM71 90V89H70ZM85 90V89H84ZM89 90V89H88ZM106 90V89H105ZM154 89H152L153 91ZM231 90V88H230ZM233 90V89H232ZM231 90V91H232ZM23 91V90H22ZM29 91V90H28ZM80 91V90H77ZM111 91V90H110ZM113 91V90H112ZM151 91V92H152ZM159 91V90H158ZM161 91V90H160ZM176 91V90H175ZM219 91V90H217ZM226 91V90H225ZM10 92V91H9ZM38 92V91H37ZM44 92V91H43ZM61 92V91H60ZM65 92L68 94L70 91L65 88ZM64 92V93H65ZM74 92V91H73ZM90 92V91H89ZM96 92V91H95ZM117 92V91H115ZM223 92V91H222ZM229 92V91H228ZM235 92V91H234ZM13 93V92H12ZM33 93V92H32ZM57 93V92H56ZM76 93V92H75ZM81 93V92H80ZM87 93V92H85ZM91 93V92H90ZM93 93V92H92ZM111 93V92H110ZM109 93V94H110ZM124 93V92H123ZM122 93V94H123ZM155 93V92H154ZM164 93V92H163ZM177 93V92H176ZM218 93V92H217ZM4 94V92H3ZM9 94V93H8ZM23 94V93H22ZM27 94V93H25ZM37 94V93H36ZM62 94V93H61ZM95 94V93H94ZM101 102L103 104L102 108H99L98 106L96 109V117H94L96 121H101L105 124L103 128V131H106L110 129V140L107 137L106 142L103 146H101L102 152L103 148L108 146V143H110L111 140L114 139V137L118 136V129L116 128L118 125L117 116L115 117V111L113 108V102H111L109 95L106 93V91H102L101 93ZM138 94V93H137ZM136 94V95H137ZM141 94V93H140ZM139 94V95H140ZM148 94V93H147ZM160 94V92H159ZM222 94V93H221ZM6 95V94H5ZM15 95V93H14ZM17 95V94H16ZM21 95V94H19ZM74 95V94H73ZM85 95V94H84ZM98 95V94H97ZM96 95V96H97ZM114 95V94H113ZM135 95V94H134ZM226 95V94H225ZM228 95V94H227ZM240 95V94H238ZM11 97V95L9 94ZM27 96V95H26ZM30 96V95H29ZM55 96V95H54ZM61 96V95H60ZM63 96V95H62ZM78 96V95H77ZM119 96V95H118ZM121 96V95H120ZM119 96V97H120ZM151 96V95H150ZM173 96V95H172ZM230 96H233L232 94ZM9 97V98H10ZM21 97V96H20ZM19 96L17 98H20ZM82 97V96H81ZM89 97V96H88ZM135 97V96H134ZM146 97V96H145ZM157 97V95H156ZM228 97V96H227ZM237 97V94H236ZM12 98V97H11ZM10 98V100H11ZM32 98V96H31ZM56 98V97H55ZM54 98V99H55ZM62 99V97H59ZM66 98V97H65ZM64 98V99H65ZM97 98V97H96ZM128 98V97H127ZM150 98V97H149ZM176 98V97H175ZM229 98V97H228ZM232 99V97H230ZM234 98V97H233ZM3 99V98H2ZM36 99V98H35ZM70 99V98H69ZM86 99V98H85ZM91 99V98H90ZM126 99V98H125ZM139 99V98H138ZM143 99V98H142ZM164 98L163 100H165ZM178 99V98H176ZM241 99V98H239ZM5 100V99H4ZM17 100V99H16ZM20 100V99H19ZM28 100V99H26ZM24 100V101H26ZM31 100H34L33 98ZM56 100V99H55ZM59 100V99H57ZM162 100V99H161ZM207 100H209L207 102ZM233 100V99H232ZM23 101V100H22ZM30 101V100H28ZM84 101V100H83ZM115 101V100H114ZM124 101V100H122ZM138 101V100H137ZM145 101V100H143ZM148 101V100H147ZM167 101V99H166ZM235 101V100H234ZM242 101V100H241ZM1 102V101H0ZM9 102V101H8ZM53 102V100H52ZM99 102V101H98ZM131 102V101H130ZM146 102V101H145ZM157 102V101H155ZM15 103V102H14ZM18 103V102H17ZM21 103V102H20ZM61 103V100H60ZM112 103V104H111ZM142 103V102H141ZM163 103V102H162ZM178 103V102H177ZM236 103V102H235ZM241 102L239 101V104ZM4 104V103H3ZM9 104V103H8ZM19 104V103H18ZM25 104V103H24ZM23 104V105H24ZM28 104V102H27ZM26 104V105H27ZM52 104V103H51ZM66 104V103H65ZM64 104V105H65ZM77 104V103H76ZM98 104V103H97ZM96 104V105H97ZM117 104V102H116ZM120 104V103H119ZM123 104V103H121ZM128 104V102H127ZM237 104V103H236ZM235 104V105H236ZM5 105V104H4ZM11 105V104H10ZM16 105V103H15ZM29 105V104H28ZM33 105V103H32ZM35 105V103H34ZM56 105V104H55ZM75 105V104H74ZM78 105V104H77ZM80 105V104H79ZM94 105V103H93ZM100 105V102H99ZM155 105V104H154ZM158 105V104H157ZM165 105V104H164ZM170 105V104H169ZM177 105V104H176ZM233 105V106H235ZM9 106V105H8ZM7 106V107H8ZM19 106V105H18ZM57 106V105H56ZM55 106V108H56ZM59 106V105H58ZM62 106V105H61ZM101 106V105H100ZM115 106V105H114ZM117 106V105H116ZM119 106V105H118ZM124 106V104H123ZM127 106V105H126ZM175 106V105H174ZM185 106V105H184ZM238 106V105H237ZM245 106V105H244ZM20 107V106H19ZM22 107V106H21ZM29 107V106H28ZM54 107V106H53ZM65 107V106H64ZM88 107V106H87ZM94 107V106H93ZM130 109L132 106H128ZM143 107V106H141ZM145 107V106H144ZM155 107V106H153ZM6 108V107H5ZM78 108V107H77ZM84 108V107H83ZM120 108V107H119ZM247 108V107H246ZM14 106L8 107L7 111L11 112L13 111ZM17 109V108H16ZM36 109V107H35ZM51 109V108H50ZM81 109V108H80ZM86 109V108H84ZM83 109V110H84ZM122 109V106H121ZM127 109V108H126ZM125 109V110H126ZM127 109V110H128ZM138 109V108H136ZM157 111V108H154ZM0 110L2 111L3 108L0 107ZM19 110V109H18ZM17 110V111H18ZM57 110V109H56ZM87 110V109H86ZM92 110V109H91ZM126 110V111H127ZM132 112H134L132 109H130ZM135 110V109H134ZM140 110V109H139ZM138 110V111H139ZM6 111V110H5ZM20 111V110H19ZM18 111V112H19ZM24 111L27 112L24 108ZM52 111V110H50ZM72 111V110H71ZM94 111V110H93ZM92 111V112H93ZM8 112V113H9ZM24 112V113H25ZM31 112V111H30ZM33 112V111H32ZM61 112V111H60ZM82 112V111H81ZM91 112V111H90ZM106 112V113H104ZM123 112V111H122ZM145 112V111H144ZM147 112V111H146ZM162 112V111H161ZM258 112V111H257ZM14 113V112H13ZM35 113V112H34ZM59 113V112H58ZM140 113V111H139ZM150 113V112H149ZM154 112H152L153 114ZM159 113V112H158ZM157 113V114H158ZM163 113V112H162ZM161 113V114H162ZM166 113V112H165ZM5 114V113H4ZM33 114V113H32ZM36 114V113H35ZM56 114V113H55ZM70 114V112H69ZM87 114V113H86ZM94 114V113H93ZM103 114H107V117H104ZM120 114V113H118ZM128 115V113H126ZM143 114V113H142ZM141 114V115H142ZM146 114V113H145ZM156 114V115H157ZM260 114V113H259ZM258 114V115H259ZM9 115V114H8ZM7 115V116H8ZM16 115V114H15ZM13 115V116H15ZM23 115V114H22ZM25 115V114H24ZM29 115V113H28ZM27 115V116H28ZM31 115V114H30ZM67 115V114H66ZM88 115V114H87ZM90 115V114H89ZM140 115V116H141ZM149 115V114H148ZM163 115V114H162ZM168 115V114H167ZM261 115V114H260ZM263 115V114H262ZM5 116V115H4ZM35 116V115H34ZM33 116V117H34ZM58 116V114H57ZM56 116V117H57ZM60 116V115H59ZM62 116V115H61ZM71 116V115H69ZM81 116V115H80ZM85 116V115H84ZM91 116V115H90ZM144 116V115H143ZM2 117V116H1ZM6 117V116H5ZM24 117V116H23ZM32 117V119H33ZM55 117V116H54ZM68 119V117L64 116ZM86 117V116H85ZM121 117V115H120ZM123 117V116H122ZM134 117V116H133ZM159 117V116H158ZM166 117V116H165ZM262 117V116H261ZM260 117V118H261ZM11 118V117H10ZM14 118V117H13ZM21 118V117H20ZM29 118V117H28ZM58 118V117H57ZM60 118V117H59ZM63 118V117H61ZM64 118V119H65ZM70 118V117H69ZM72 118V117H71ZM70 118V119H71ZM75 118V117H74ZM130 118V117H129ZM146 118V117H145ZM2 119V118H1ZM15 119V118H14ZM13 119V120H14ZM25 119H27L25 117ZM63 119V120H64ZM84 119V118H83ZM126 119V118H125ZM131 119V118H130ZM161 119V118H160ZM6 120V119H5ZM8 120V119H7ZM6 120V121H7ZM16 120V119H15ZM21 120H23L21 118ZM37 120V119H36ZM39 120V119H38ZM41 120V119H40ZM57 120V119H56ZM59 120V119H58ZM62 120V121H63ZM122 120V119H121ZM139 120V118H138ZM147 120V119H146ZM149 120V118H148ZM153 120V119H152ZM156 120V119H155ZM154 120V121H155ZM263 120V119H262ZM19 121V120H18ZM25 121V120H24ZM32 121V120H31ZM30 121V122H31ZM49 121V120H48ZM65 121V120H64ZM73 121V120H72ZM71 121V122H72ZM123 121V120H122ZM134 122V120H132ZM158 121V120H157ZM168 121V120H167ZM17 122V121H16ZM36 122V121H35ZM78 121H76L77 123ZM121 122V121H120ZM126 122V121H125ZM123 122V123H125ZM129 122V121H128ZM138 122V121H137ZM163 122V121H161ZM165 122V121H164ZM2 123V122H1ZM0 123V124H1ZM12 123V122H11ZM18 123V122H17ZM51 123V122H50ZM63 123V122H62ZM66 123V122H65ZM69 123V122H68ZM73 123V122H72ZM71 123V124H72ZM75 123V124H76ZM89 123V122H88ZM6 123L5 126H7ZM25 124V123H23ZM35 124V123H34ZM56 124V122H55ZM54 124V125H55ZM79 124V123H78ZM93 124V123H92ZM95 127L97 125L96 122H94ZM102 124V123H101ZM249 124H254L253 126H256L261 130L260 132L252 128L250 129ZM19 125V124H17ZM16 125V126H17ZM26 125V124H25ZM28 125V124H27ZM36 125V124H35ZM41 125V124H40ZM44 125V124H43ZM62 125V124H61ZM81 125V123H80ZM128 125H131L130 123ZM162 125V124H161ZM164 125V124H163ZM162 125V126H163ZM30 126V125H29ZM28 126V127H29ZM32 126V124H31ZM39 126V125H38ZM66 126V125H65ZM67 130L62 129L57 131V140L53 144H47L44 146L45 152H51L54 153L55 156H58V160L55 158L53 161H49L51 165L49 166L51 168L50 171H55V173L52 174L53 178L56 181V185L54 186L55 189H57L59 186H62L63 183H71L68 184L70 186L67 187L69 194H72V197H70V203H68V206L70 205H76L77 203H80L79 212L80 214L78 216H73V218L67 217L66 215H59L60 210L58 208H50L49 211L45 214L46 218H51L53 225L60 227L63 231V238L61 241L56 242L57 248L55 251L50 253H45L46 256L53 257V260L55 261V264H66L68 261H71L72 264H94L92 262V255L94 254V251L97 247H101L102 249L107 250V248L111 247L115 242V245L120 248L121 250L122 245L124 244V237L119 238L115 237L113 234L104 233L101 232L99 228H101V224L107 223L104 216H100L101 218L97 217V215L94 213V211H85L82 205L85 203H91L93 200L98 201V189L95 187L96 178H101L103 182H105L106 187H109L114 181V175H112V170L109 172V168L104 166H94L86 164L83 165L81 156L82 151L85 149V142L78 141L79 133L77 127L75 126H69L67 125ZM92 126V125H91ZM123 126V125H122ZM125 126V124H124ZM123 126V127H124ZM127 126V125H126ZM165 126V125H164ZM260 126V127H259ZM8 127V126H7ZM26 127V126H25ZM33 127V126H32ZM35 127V126H34ZM48 127V126H47ZM80 127V126H79ZM133 127V126H132ZM161 127V126H160ZM1 128V126H0ZM16 128V127H15ZM19 128V127H18ZM17 128V129H18ZM21 128V127H20ZM30 128V127H29ZM51 128V127H50ZM61 128V127H60ZM93 128V127H92ZM135 128V127H134ZM158 128V127H157ZM11 129V128H10ZM27 129V128H26ZM36 129V128H35ZM38 129V128H37ZM88 129L91 130L89 127ZM122 129V127H121ZM129 129V128H128ZM134 130L133 128H131ZM6 130V129H4ZM9 130V129H8ZM21 130V129H19ZM94 130V128L92 129ZM127 130V129H126ZM125 130V131H126ZM137 130V129H136ZM168 132V128L166 129ZM3 131V130H2ZM10 131V130H9ZM12 131V130H11ZM16 131V130H15ZM34 131V130H32ZM45 131V130H44ZM43 131V132H44ZM53 131V130H52ZM96 131V130H95ZM204 131V130H203ZM18 131H16L17 133ZM27 132V131H26ZM31 132V131H30ZM35 132V131H34ZM47 132V130H46ZM93 132V131H92ZM122 132V131H121ZM120 132V133H121ZM129 132V131H128ZM127 132V133H128ZM134 132V131H132ZM8 133V131L6 132ZM15 133V134H16ZM36 133L38 134L37 130ZM40 133V132H39ZM89 133V132H88ZM97 133V132H96ZM126 133V134H127ZM135 133V132H134ZM170 133V131H169ZM177 133V132H176ZM210 133V131H209ZM5 134V133H3ZM10 136V132L8 133ZM27 134V133H25ZM29 134V133H28ZM34 134V133H33ZM32 134V135H33ZM37 134L35 137L38 138ZM53 134V133H52ZM106 134V133H105ZM124 134V132H123ZM133 134V133H132ZM201 134V133H200ZM207 134V133H204ZM7 135V134H6ZM93 135V134H92ZM99 135V134H97ZM96 135V136H97ZM102 135V134H101ZM131 135V134H129ZM177 135V134H176ZM5 136V135H4ZM16 136V135H15ZM15 136H12L15 137ZM20 136V135H19ZM26 136V135H25ZM41 136V135H40ZM50 136V135H49ZM52 136V135H51ZM83 136V135H82ZM81 136V137H82ZM136 136V133H135ZM169 136V135H168ZM3 137V136H2ZM6 137V136H5ZM8 137V136H7ZM11 137V136H10ZM9 137V138H10ZM29 137V136H27ZM92 137V136H91ZM103 137V136H101ZM121 137V136H120ZM127 137V136H124ZM4 138V137H3ZM31 138V137H30ZM34 138V137H33ZM84 138V137H82ZM94 138V137H93ZM97 138V137H96ZM100 138V136L98 137ZM105 138V137H104ZM129 138V137H128ZM132 138V137H131ZM130 138V139H131ZM134 138V137H133ZM137 138V137H136ZM16 139V138H14ZM20 139V138H19ZM26 139V138H25ZM51 139V138H49ZM81 139V138H80ZM116 139V138H115ZM120 139V138H119ZM9 140V139H8ZM17 140V139H16ZM29 140V139H28ZM41 140V138H40ZM54 140V139H53ZM82 140V139H81ZM88 140V138H87ZM94 140V139H92ZM109 140V141H108ZM138 140V139H137ZM5 141V140H4ZM7 141V140H6ZM5 141V142H6ZM11 141V139H10ZM21 141V140H20ZM26 141V140H25ZM30 141V140H29ZM39 142L38 140H36ZM48 141V139H47ZM103 141V139H101ZM122 141V140H121ZM130 141V140H129ZM134 141V140H133ZM132 141V142H133ZM190 141V140H189ZM199 141V143H198ZM19 142V141H18ZM28 142V141H27ZM35 142V143H37ZM49 142V141H48ZM114 141H112L113 143ZM187 142V141H186ZM0 143L2 144L1 140ZM11 143V142H10ZM14 143V141H13ZM21 143V142H20ZM88 143V141H87ZM97 143V141H96ZM100 143V142H99ZM98 143V144H99ZM102 143V142H101ZM193 143V142H192ZM195 143V142H194ZM3 144H5L3 142ZM7 144V143H6ZM5 144V145H6ZM22 144V143H21ZM26 144V143H23ZM92 144V142H91ZM95 144V143H93ZM127 145V143H125ZM134 144V143H133ZM9 145V144H7ZM15 145V144H14ZM32 145V144H31ZM36 145V144H35ZM117 145V144H116ZM122 145V144H121ZM120 145V147H122ZM191 145V144H190ZM12 146V145H11ZM17 146V144H16ZM19 146V145H18ZM28 146V145H23ZM30 146V145H29ZM37 146V145H36ZM89 146V143L87 144ZM95 146V145H93ZM125 146V145H124ZM132 146V144H131ZM137 146V145H136ZM7 147V146H6ZM13 147V146H12ZM41 147V146H40ZM99 147V146H98ZM181 147V146H180ZM19 148V147H18ZM23 148V147H22ZM21 148V150H22ZM100 148V147H99ZM124 148V147H123ZM186 148V147H184ZM192 148V147H191ZM1 149V148H0ZM10 149V148H9ZM8 149V152L10 151ZM35 149V148H33ZM43 149V146H42ZM108 149V148H107ZM114 149V148H113ZM133 149V148H131ZM136 149V148H135ZM178 149V148H177ZM180 149V148H179ZM183 149V148H182ZM16 150V149H15ZM37 149H35L36 151ZM43 150V151H44ZM99 150V149H98ZM124 150V149H123ZM129 150V149H128ZM1 151L4 152L2 149ZM101 151V150H100ZM109 151V150H108ZM116 151V150H113ZM112 151V152H113ZM132 151V150H131ZM134 151V150H133ZM6 152V151H5ZM16 152V151H15ZM39 152V151H38ZM101 152V153H102ZM128 152V151H127ZM127 152H123V154H127ZM135 152V151H134ZM183 152V151H182ZM188 152V151H187ZM20 153V152H19ZM22 153V152H21ZM87 153V152H86ZM104 153V152H103ZM110 153V152H109ZM129 153V152H128ZM132 153V152H131ZM189 153V152H188ZM2 154V153H1ZM6 153H4L5 155ZM15 154V153H13ZM12 154V156H14ZM27 154V153H26ZM41 154V153H40ZM95 154V153H94ZM136 154V153H135ZM3 155V154H2ZM11 155V154H10ZM42 155V154H41ZM40 155V156H41ZM50 155V154H49ZM92 155V153H91ZM118 155V154H116ZM129 155V154H128ZM193 155V154H192ZM17 156V155H15ZM33 156V155H32ZM83 156V155H82ZM87 156V155H86ZM94 156V155H93ZM108 156V155H106ZM123 156V155H122ZM131 156V155H130ZM188 156V155H187ZM194 156V155H193ZM10 157V156H9ZM79 157V158H78ZM91 157V156H90ZM99 157V156H97ZM101 157V156H100ZM111 157V156H110ZM119 157V156H117ZM121 157V156H120ZM35 158V157H34ZM37 158V157H36ZM45 158V157H44ZM48 158V157H47ZM87 158V157H86ZM92 158V157H91ZM96 158V157H93ZM134 158V157H133ZM136 158V157H135ZM39 159V158H38ZM46 159V158H45ZM50 159V158H49ZM105 159V157H104ZM103 159V160H104ZM111 159V158H110ZM123 159V158H122ZM129 159V158H128ZM139 159V158H138ZM10 160V159H9ZM26 160V159H25ZM93 160V159H92ZM101 160V159H100ZM1 161V160H0ZM13 158V162H14ZM19 161V159H18ZM22 161V160H21ZM48 161V160H47ZM86 161V160H85ZM95 161V160H94ZM106 160H104L105 162ZM127 161V160H126ZM7 162V159H6ZM27 162V161H26ZM34 162H36L34 160ZM38 162V161H37ZM96 162V161H95ZM108 162V161H107ZM106 162V163H107ZM125 162V161H124ZM3 163V162H2ZM11 163V162H10ZM9 163V164H10ZM32 163V162H31ZM39 163V162H38ZM47 163V162H46ZM86 163V162H85ZM126 163V162H125ZM19 164V163H17ZM28 164V163H27ZM42 164V163H40ZM118 164V163H117ZM123 164V163H122ZM139 164V163H138ZM136 163V165L138 166ZM2 165V164H1ZM13 165V164H12ZM29 165V164H28ZM43 165V164H42ZM48 166V164H46ZM107 165V164H106ZM120 165V164H119ZM127 165V163H126ZM149 165V164H148ZM155 165V164H154ZM11 166V165H10ZM26 166V165H24ZM32 166V165H31ZM122 166V165H121ZM125 166V165H124ZM140 166V165H139ZM191 166V168H190ZM14 167V166H13ZM44 167V166H43ZM120 167V166H119ZM132 167V166H131ZM134 167V166H133ZM146 167V166H145ZM21 168V167H20ZM23 168V167H22ZM115 168V167H114ZM121 168V167H120ZM126 168V166H125ZM130 168V167H129ZM148 168V167H147ZM146 168V169H147ZM154 168V167H153ZM155 168V169H156ZM2 169V167H1ZM14 169V168H13ZM26 169V168H25ZM32 169V168H31ZM44 169V168H43ZM123 169V168H122ZM141 169V168H140ZM10 170V169H9ZM20 170V169H19ZM18 170V171H19ZM28 170V169H27ZM46 170V169H45ZM121 170V169H120ZM149 170V169H148ZM2 171H4L2 169ZM7 171V170H6ZM11 171V170H10ZM33 171V169H32ZM47 171V170H46ZM122 171V170H121ZM134 171V170H133ZM137 171V170H136ZM151 171V170H150ZM154 171V170H153ZM1 172V171H0ZM16 172V171H15ZM25 172V171H24ZM23 172V173H24ZM31 172V171H30ZM135 172V171H134ZM139 172V171H138ZM145 172V170L143 171ZM148 172V171H147ZM161 172V171H160ZM164 172V171H163ZM4 173V172H3ZM11 173V172H10ZM14 173V172H12ZM21 173V172H20ZM33 173V172H31ZM30 173V174H31ZM36 173V172H35ZM41 173V172H40ZM48 173V172H47ZM122 173V172H121ZM132 173V172H131ZM152 173V172H151ZM158 174L157 172H155ZM166 173V171H165ZM17 174V173H16ZM49 174V173H48ZM124 174V172H123ZM145 174V173H144ZM147 174V173H146ZM145 174V175H146ZM169 174V173H168ZM10 175V174H9ZM18 175V174H17ZM39 175V174H38ZM43 175V174H42ZM133 175V174H132ZM149 176V174H147ZM165 175V174H164ZM31 176V175H30ZM51 176V173H50ZM123 176V175H122ZM151 176V175H150ZM160 176V175H159ZM5 177V176H4ZM28 177V176H27ZM126 178V175L124 176ZM122 177V178H124ZM143 177V174H142ZM146 177V176H145ZM6 178V177H5ZM32 178V177H31ZM116 178L120 180V177L118 178L116 175ZM124 178V179H125ZM152 178V177H151ZM157 178V176L155 177ZM1 179V178H0ZM8 179V178H7ZM46 179V178H45ZM131 179V178H130ZM133 179H135L134 182H137L139 179V174L133 175ZM153 179V178H152ZM16 180V179H15ZM22 181V180H21ZM28 181V180H27ZM26 181V182H27ZM37 181V180H36ZM52 181V180H51ZM125 181V180H124ZM128 181V180H126ZM125 181V182H126ZM132 181V182H133ZM149 181V180H148ZM152 181V180H151ZM160 181V180H159ZM38 182V181H37ZM43 181H41L42 183ZM54 182V181H53ZM117 182V181H116ZM140 182V181H139ZM143 182V181H142ZM155 182V181H154ZM14 183V182H13ZM12 183V184H13ZM100 183V182H99ZM115 183V181H114ZM118 183V182H117ZM156 183V182H155ZM4 184V183H3ZM45 184V183H44ZM43 184V185H44ZM103 184V183H102ZM123 184V182H122ZM136 185V183H134ZM138 184V183H137ZM154 184V183H153ZM166 184V185H167ZM6 185V184H5ZM22 185V184H21ZM52 185V184H51ZM85 185V186H84ZM2 186V185H1ZM17 186V185H16ZM15 186V187H16ZM24 186V185H23ZM22 186V187H23ZM34 186V185H33ZM37 186V184H36ZM79 187L84 186V189L82 192L78 193L73 190V187ZM117 186V185H116ZM115 186V189H116ZM128 186V185H127ZM130 186V184H129ZM148 186V185H147ZM144 186V187H147ZM151 186V185H149ZM158 186V185H157ZM161 186V185H160ZM31 187V186H30ZM40 187V186H39ZM65 187V186H64ZM104 188V186H102ZM134 187V186H132ZM143 187V189H144ZM154 187V186H153ZM1 188V187H0ZM21 188V187H20ZM28 188V187H27ZM36 188V187H35ZM111 188V187H110ZM109 188V189H110ZM113 188V187H112ZM120 188V187H119ZM141 188V187H140ZM149 188V187H148ZM10 189V188H7ZM30 189V188H29ZM50 189V188H49ZM65 189V188H64ZM128 189V188H127ZM132 189V188H131ZM25 190V189H24ZM37 188L35 190L33 197L38 196V192H43L42 188ZM102 190V189H101ZM111 190V189H110ZM142 190V188L140 189ZM1 191V190H0ZM3 191V190H2ZM15 191V189H14ZM20 191V190H19ZM23 191V190H21ZM53 191V190H52ZM71 191V192H70ZM131 191V190H130ZM145 191V190H143ZM147 191V190H146ZM145 191V192H146ZM8 192V191H7ZM27 192V191H26ZM55 192V191H54ZM67 192V191H66ZM104 192V190H103ZM125 192V191H124ZM134 192V191H132ZM138 192V191H137ZM136 192V193H137ZM144 192V193H145ZM148 192V191H147ZM152 192V190L150 191ZM5 193V192H4ZM22 193V192H21ZM32 193V191H31ZM53 194V192H51ZM58 193V192H57ZM61 193V192H60ZM128 193V191H127ZM47 194V193H46ZM49 194V193H48ZM122 194V193H120ZM129 194V193H128ZM139 194V193H138ZM143 194V193H142ZM14 195V194H13ZM16 195V194H15ZM27 195V194H26ZM51 195V194H50ZM131 195V192H130ZM133 195V194H132ZM131 195V196H132ZM8 196V195H7ZM22 196V195H21ZM49 196V195H48ZM112 196V195H111ZM144 196V195H143ZM147 196V195H146ZM145 196V197H146ZM156 196V195H155ZM14 197V196H13ZM17 197V196H16ZM40 197V196H39ZM42 197H44L42 195ZM97 197V198H96ZM105 197V196H104ZM108 197V196H107ZM125 197V196H124ZM8 198V197H7ZM11 198V197H10ZM51 198V197H50ZM68 198V197H67ZM111 198V197H109ZM114 198V197H113ZM123 198V197H122ZM136 198V197H135ZM147 198V197H146ZM16 199V198H15ZM57 199H59L57 197ZM130 199V198H129ZM132 199V197H131ZM149 199V198H148ZM147 199V200H148ZM3 200V199H2ZM28 200V199H27ZM30 200V199H29ZM28 200V201H29ZM136 200V199H135ZM134 200V201H135ZM1 201V200H0ZM22 201V200H21ZM53 201V200H52ZM62 202V200H60ZM141 201V200H140ZM12 202V201H11ZM51 202V201H50ZM66 202V201H65ZM93 202V203H94ZM121 202V201H120ZM1 203V202H0ZM3 203V201H2ZM17 203V202H16ZM57 203V202H56ZM59 203V200H58ZM57 203V204H58ZM92 203V204H93ZM127 203V202H125ZM156 203V202H155ZM7 204V203H6ZM33 204V203H32ZM35 204V203H34ZM38 204V203H37ZM53 204V203H51ZM56 204V205H57ZM64 204V203H63ZM77 204V205H78ZM104 204V203H103ZM102 204V205H103ZM140 204V203H139ZM2 205V204H1ZM8 205V204H7ZM24 205V204H23ZM42 205V204H41ZM47 205V203H46ZM54 205V204H53ZM55 205V206H56ZM76 205V206H77ZM87 205V204H86ZM114 205V204H113ZM141 205V204H140ZM139 205V206H140ZM67 206V207H68ZM94 206V205H93ZM112 206V205H110ZM129 206V204H128ZM143 206V205H142ZM146 206V205H145ZM144 206V207H145ZM157 206V207H158ZM27 207V206H26ZM33 207V206H32ZM53 207V206H52ZM60 207V205H59ZM66 207V209H67ZM78 207V206H77ZM155 207V206H154ZM160 207L159 210H160ZM88 208V207H86ZM105 209V207H103ZM134 208V207H133ZM16 209H18L16 207ZM65 209V211H66ZM69 209V208H68ZM128 209V208H127ZM141 209V207H140ZM145 209V208H144ZM157 209V208H156ZM176 209H182L181 212L184 213L183 218H179L177 220L176 218ZM1 210V208H0ZM6 210V209H5ZM20 210V209H19ZM23 210V209H22ZM29 210V209H28ZM27 210V211H28ZM33 210V209H32ZM40 210V209H39ZM46 210V209H45ZM72 210V209H71ZM92 210V209H91ZM110 210V209H109ZM135 210V209H133ZM2 211V210H1ZM18 211V210H17ZM26 211V212H27ZM11 212V211H10ZM40 212V211H39ZM38 212V213H39ZM70 212V211H69ZM146 212V211H145ZM25 213V212H23ZM36 213V212H35ZM62 213V212H61ZM74 213V212H73ZM102 213V211H101ZM104 213V211H103ZM102 213V214H103ZM111 213V212H110ZM122 213V211H121ZM127 213V212H126ZM137 213V211H136ZM10 214V213H9ZM14 214V213H13ZM12 214V215H13ZM28 214V212H27ZM117 214V213H116ZM125 214V213H123ZM159 214V213H158ZM7 216V214L5 213ZM17 215V214H16ZM21 215V214H20ZM26 215V214H24ZM31 215V214H30ZM75 215V214H74ZM100 215V214H99ZM161 215V216H162ZM10 216V215H9ZM33 216V215H32ZM131 216V215H130ZM140 216V215H139ZM153 216V215H152ZM43 217V218H45ZM118 217V216H117ZM136 217V216H134ZM155 217V216H154ZM157 217V215H156ZM178 217V216H177ZM36 218V217H35ZM39 218V216H38ZM128 218V217H127ZM141 218H143L141 216ZM158 218V217H157ZM17 219V218H16ZM15 219V220H16ZM117 219V218H116ZM132 219V218H131ZM134 219V218H133ZM24 220V219H23ZM108 220V219H107ZM110 220V219H109ZM123 220V218H122ZM125 220V219H124ZM159 220V219H157ZM41 221V219H40ZM50 221V223H51ZM116 221V220H115ZM134 223V220H132ZM131 221V222H132ZM117 222V221H116ZM178 222V223H177ZM112 223V220H111ZM125 223V222H124ZM127 223V222H126ZM2 224V223H1ZM109 224V222H108ZM132 224V223H130ZM180 226H177V225ZM110 225V224H109ZM113 225V224H112ZM120 225V223H119ZM137 225V224H136ZM43 226V225H42ZM147 226V225H146ZM46 227V226H45ZM112 227V226H111ZM121 227V226H120ZM155 227V226H154ZM172 227V229H171ZM175 227V229H173ZM18 223L11 226L10 229L4 230V232L0 231V237L2 239L1 242H3V250L6 253L7 260L12 261V264H17V256L11 251L10 246H13L17 244V246H24L22 241H16L14 240L15 234L17 232ZM51 228V227H50ZM54 228V227H53ZM55 229V228H54ZM57 229V228H56ZM133 229V228H132ZM151 229V228H150ZM149 229V230H150ZM155 229V228H154ZM159 229V227L157 228ZM177 229V230H176ZM22 230V229H20ZM52 230V228H51ZM137 230V228H136ZM23 231V230H22ZM41 231L45 234L50 233V229L43 228ZM55 231V230H52ZM113 231V230H112ZM124 231V230H123ZM133 231V230H132ZM154 231V230H153ZM33 232V231H32ZM111 232V231H110ZM125 232V231H124ZM161 232V231H159ZM40 233V232H38ZM122 233V232H121ZM126 233V232H125ZM157 233V232H156ZM24 235V234H23ZM39 235V234H38ZM51 235V234H50ZM117 235V234H116ZM41 236V235H40ZM53 236V235H52ZM119 236V235H118ZM129 236V235H128ZM39 237V236H38ZM37 237V238H38ZM48 237V236H47ZM51 237V236H50ZM54 237V236H53ZM49 238V237H48ZM16 239V238H15ZM46 239V238H45ZM52 240V239H51ZM127 240V239H126ZM129 240V239H128ZM56 241V239H55ZM124 241V242H123ZM45 242V241H44ZM47 242V241H46ZM95 242H98L100 246H97ZM131 242V241H130ZM133 244V243H131ZM128 245V244H127ZM40 246V245H39ZM16 247V246H15ZM114 247V246H113ZM128 247V246H126ZM136 248V247H135ZM206 248V249H205ZM31 249V248H30ZM114 249V248H113ZM112 249V250H113ZM125 249V248H124ZM127 249V248H126ZM132 249V248H131ZM131 249L129 252H131ZM25 250V249H23ZM104 250V251H105ZM204 250H206L208 255L204 254ZM33 251V250H32ZM100 251V250H99ZM102 251V250H101ZM123 251V250H122ZM134 251V250H133ZM127 252V250H126ZM139 252V250H138ZM43 253V252H42ZM41 253V254H42ZM103 253V252H102ZM108 253V251H107ZM124 253V252H123ZM133 253V252H132ZM136 253V252H135ZM143 255V252H141ZM145 253V254H146ZM1 254V253H0ZM23 254V253H22ZM110 254V252H109ZM108 254V255H109ZM116 254V253H115ZM128 254V253H127ZM139 254V253H138ZM43 255V254H42ZM122 255V254H121ZM132 255V254H130ZM136 255V254H135ZM140 255V256H141ZM28 256V255H27ZM98 256V255H97ZM111 256V255H110ZM138 256V259L139 257ZM29 257V256H28ZM27 257V259H28ZM36 257V256H34ZM114 257V256H113ZM128 257V256H127ZM135 257V256H133ZM1 258V256H0ZM20 258V257H19ZM108 259V257H107ZM116 262L114 261V264H120L117 263L118 259L115 258ZM122 259V258H121ZM26 260V259H25ZM36 259L34 258L33 261ZM47 260V259H46ZM20 261V260H19ZM106 261V260H105ZM132 261V260H131ZM7 262V261H6ZM5 262V263H6ZM28 262V261H27ZM42 262V261H41ZM113 262V261H112ZM138 262V261H137ZM38 263V262H37ZM45 263V262H44ZM11 264V263H10ZM30 264V263H29ZM35 264V263H34ZM54 264V263H52ZM105 264V263H104ZM122 264H131V263H124ZM138 264V263H135ZM144 264V263H143Z\"/></svg>","mask_w":264,"mask_h":264}]
</instances>
